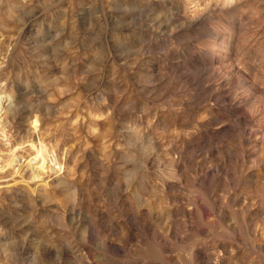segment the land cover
Segmentation results:
<instances>
[{
  "label": "rangeland",
  "instance_id": "obj_1",
  "mask_svg": "<svg viewBox=\"0 0 264 264\" xmlns=\"http://www.w3.org/2000/svg\"><path fill=\"white\" fill-rule=\"evenodd\" d=\"M0 160V264H264V0H0Z\"/></svg>",
  "mask_w": 264,
  "mask_h": 264
},
{
  "label": "bare ground",
  "instance_id": "obj_2",
  "mask_svg": "<svg viewBox=\"0 0 264 264\" xmlns=\"http://www.w3.org/2000/svg\"><path fill=\"white\" fill-rule=\"evenodd\" d=\"M0 163H3L1 160H0ZM3 170V169H2Z\"/></svg>",
  "mask_w": 264,
  "mask_h": 264
}]
</instances>
